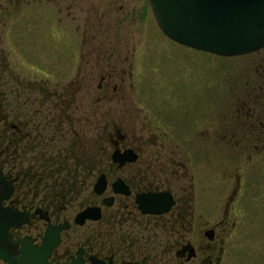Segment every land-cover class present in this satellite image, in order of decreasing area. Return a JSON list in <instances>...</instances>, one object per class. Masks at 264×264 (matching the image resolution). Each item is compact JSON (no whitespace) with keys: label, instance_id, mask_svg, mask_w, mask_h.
Instances as JSON below:
<instances>
[{"label":"flooded vegetation","instance_id":"af4514ba","mask_svg":"<svg viewBox=\"0 0 264 264\" xmlns=\"http://www.w3.org/2000/svg\"><path fill=\"white\" fill-rule=\"evenodd\" d=\"M141 1L135 0L131 8L128 0H0L2 27L13 16L21 18L16 15L21 6L42 9L55 3L58 29L45 31L43 38L55 40L60 59L79 66L70 84L88 88L85 100L94 92V70H99L98 101L106 106L116 98L123 102L119 124L109 121L104 129L108 147L102 146L103 155L97 160L92 145L78 155L81 133L94 127L87 118L94 121L96 109H79L76 88L70 101L65 88L55 90L54 95L42 89L40 104L34 108L37 100L32 101L31 83L22 88L11 64L0 56V126L10 134L0 142V170L5 178L0 192L11 187L3 207L26 216L25 222L8 230L11 240L6 245L18 262L25 246L42 248L51 231L58 234L59 243L50 253V264L229 263L231 245L241 224L240 212L245 207L241 198L256 189L257 175H264V68L261 77L235 84L239 88H235L231 128H221L213 143L217 149L226 146L233 151L234 168L227 176L232 180L231 194L224 202L219 189L210 205L207 197L197 203L192 191V155L196 150L197 159H205L208 142L203 131L193 129L190 110L181 108L182 101H188V95L182 94L185 89L176 87L178 94L157 95L151 108L135 104L134 96L143 100L147 94L140 87L139 93H132L144 80L133 77L130 70L135 69L138 59L134 56L136 61H132L124 51L128 17L139 12L136 5ZM145 2L154 15L150 1ZM2 43L0 36V54L6 52ZM12 82L18 85L13 99ZM182 83L179 80L177 86ZM21 93L25 95L22 102L18 99ZM47 146L49 155L44 148ZM109 148L111 152L105 155ZM116 149L123 154L131 151L137 158L121 165L113 160ZM23 162L27 168L14 167ZM97 173L96 181L90 183ZM102 175L106 176L107 189L98 194L94 186ZM222 179L223 175L219 186ZM118 181L128 194L116 192ZM154 196H170L173 204L162 213L150 212L149 201L154 202ZM87 208H95L93 215L98 218L78 222L77 215ZM0 264L9 263L0 258Z\"/></svg>","mask_w":264,"mask_h":264},{"label":"rangeland","instance_id":"374dc122","mask_svg":"<svg viewBox=\"0 0 264 264\" xmlns=\"http://www.w3.org/2000/svg\"><path fill=\"white\" fill-rule=\"evenodd\" d=\"M134 1L128 0L131 8L135 6ZM136 6L139 12L134 13L133 16L130 15L126 23L127 50L124 51V55L130 56L132 61H136L134 56L137 57L138 64L130 72H133L135 79L144 80L141 86L139 84L134 86L135 89L132 93L134 95L139 93L140 87L147 95L143 100L134 96L135 104L137 107L151 108L152 101H155L157 95L161 97L169 93L176 92L178 94L176 87L185 89L182 94L188 95V101H182V106H184L181 108L190 110L193 129L203 131L208 142L205 159H197V156L194 155L197 151H193L192 191H195L194 195L198 198L197 203L201 200L203 202L207 197L210 205L209 202L212 203L217 198L216 193H219V189H221L225 202L231 194L232 180L227 176L232 173L234 168L233 151L226 146L217 149L213 143L217 142V134L220 133L221 128L224 131L231 128L234 118L233 109L237 99L235 88H239L235 84L238 82L243 84L247 79L261 77L263 74L264 50L244 56L224 57L173 43L162 34L154 15L147 8L145 0ZM144 6L146 9H142ZM55 10V3H49L42 9L34 5L21 6L19 13L16 14H20L21 18L13 16L5 27L0 26V36L3 40L1 47H6V52L0 54L1 60L11 64L16 81H19L22 88L23 85L28 87L27 83H31L32 101H34L33 99L37 100L33 103L34 108L40 104L42 89L47 88L51 92L50 94L54 95L55 90L61 91L65 88L64 93L69 101L74 99L72 90L77 89L75 94L77 93L79 99V109H96L94 121L92 118H87L91 124L95 123L94 127L81 133L83 139L80 141L83 143L78 147V155L85 153L87 148L92 145L97 159V156L103 155V150H99V147L106 146L103 144L106 124L109 121L119 124L123 102L116 98V100L108 102L106 106L105 102L98 101V96L101 94L98 90V84L101 82L98 76L99 70H94L93 91L95 95L94 92L93 94L91 92V95L85 100L83 98L88 92V88L81 89L78 85L70 84L75 80L79 72L76 67L79 66L68 65L69 59L63 57L60 59L62 54L56 49L55 40L51 42L50 38L48 41L43 38L46 35L45 31L54 33L58 29ZM41 14L45 15L44 20H42ZM25 44H29L30 48L26 49ZM66 56L67 54H65ZM171 78H174L175 82ZM179 80L183 83L177 86ZM10 86L12 88L10 97L13 99L17 96L18 85L12 82ZM21 92H23L22 89ZM244 95L245 93L240 94L239 97ZM19 97L20 102L25 99V95L22 93ZM12 99L8 101L14 105ZM74 105L75 109H78V104ZM108 106L110 111H108ZM172 109H176V107H172ZM0 131L3 133V126ZM225 133L218 136L222 138ZM0 139L2 143L3 139L1 137ZM44 148L49 155L51 153L49 146ZM109 152H111V148L105 150V155ZM261 159L264 160V157L261 156ZM105 163H102L101 167L105 166ZM262 163L264 166V162ZM27 165L23 162L21 165L15 164L14 167L25 169ZM99 174H95V178L90 183H94ZM222 175L223 184L219 186V178ZM258 176L260 179H257ZM257 178L256 189L241 198L245 207L240 212L241 224L234 237L235 241L231 245L232 250L228 264H264L263 173L257 175ZM76 211V209L73 210L71 215L74 216Z\"/></svg>","mask_w":264,"mask_h":264},{"label":"water","instance_id":"95a60500","mask_svg":"<svg viewBox=\"0 0 264 264\" xmlns=\"http://www.w3.org/2000/svg\"><path fill=\"white\" fill-rule=\"evenodd\" d=\"M160 29L172 40L198 50L224 57L255 53L264 48V0H149ZM131 151L116 149L113 160L121 165L136 160ZM5 183L0 170V184ZM116 192L129 193L121 181L115 183ZM107 189L102 175L94 186L98 194ZM12 188L0 192V258L9 264H50L48 258L58 245V234L47 232L42 248L25 246L21 261L6 245L11 240L9 229L26 221L23 213L3 207ZM150 212L162 213L173 204L170 196H154L149 201ZM95 208H87L77 215V221L97 219Z\"/></svg>","mask_w":264,"mask_h":264},{"label":"trees","instance_id":"16d2710c","mask_svg":"<svg viewBox=\"0 0 264 264\" xmlns=\"http://www.w3.org/2000/svg\"><path fill=\"white\" fill-rule=\"evenodd\" d=\"M10 134L6 131V132H3V133H0V137L2 138V139H4V140H7V138H8V136H9ZM104 138H105V141H104V143L103 144H105L107 147H108V141H107V139H108V134L104 131ZM95 146V145H94ZM102 149V147L100 146L99 147V150H101ZM96 151V150H95ZM98 157V156H97ZM80 184V183H79Z\"/></svg>","mask_w":264,"mask_h":264}]
</instances>
